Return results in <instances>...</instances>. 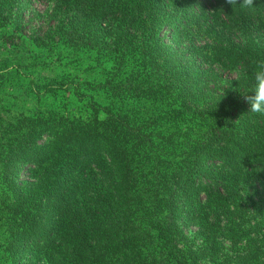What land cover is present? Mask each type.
I'll return each mask as SVG.
<instances>
[{
  "label": "trees",
  "instance_id": "16d2710c",
  "mask_svg": "<svg viewBox=\"0 0 264 264\" xmlns=\"http://www.w3.org/2000/svg\"><path fill=\"white\" fill-rule=\"evenodd\" d=\"M0 1L3 9L12 3ZM46 1L55 23L49 41L95 36L90 49L131 74L114 88L117 104L99 103L93 91L75 111L22 123L6 150L14 165L1 173L12 182L1 186L0 216L8 223L0 262L6 256L11 264H264V200L254 198L258 190L247 176L234 174L226 140L233 137L210 121L218 114V87L235 90L252 77L225 79L220 69L255 58L251 31L262 24L264 0H255V11H234L225 0ZM91 18L107 29L92 28ZM164 27L179 57L165 44ZM154 76L166 82L154 88ZM158 94L167 101L163 112L194 126L186 150L155 149L157 135L145 125L150 116L131 117L133 101ZM256 157L258 170L248 165L246 175H264V154ZM207 163L214 166L202 169ZM22 167L37 176L15 181ZM257 209L262 216L252 236L240 218ZM209 221L223 222L230 230L224 240L236 244L216 247L207 236L209 253L195 249L188 233L198 235Z\"/></svg>",
  "mask_w": 264,
  "mask_h": 264
},
{
  "label": "rangeland",
  "instance_id": "374dc122",
  "mask_svg": "<svg viewBox=\"0 0 264 264\" xmlns=\"http://www.w3.org/2000/svg\"><path fill=\"white\" fill-rule=\"evenodd\" d=\"M1 5L0 1V201L6 195L5 188L1 186L5 187L12 182L8 181L11 178L2 177L1 173L4 168L12 167L13 160L16 159L15 156H7L6 150L14 139L19 138L23 122L27 124L36 118H53L68 111H75L83 102L84 95L93 91L99 93L100 97H95L99 103L117 104L114 88L118 83L129 78L131 74L130 72L122 73L115 61L108 57H101L90 49L95 36L87 39L88 36L85 35L82 41L72 39L63 44L49 41L47 34L53 31L55 24L46 13L52 7L50 1L12 0L11 6L5 9ZM88 9L91 16L94 15L97 10L96 3L92 2L91 8ZM261 21L262 24L251 31V38L256 49L254 55H251L255 58H264V19ZM91 22L95 24L92 28L107 29L105 24H98L94 19ZM88 31L90 29L87 28L86 32ZM163 32L165 44L173 47L175 51L173 56L179 57L182 53L174 46L170 29L164 27ZM52 48L57 51H53ZM247 60L250 61L238 64L234 70L221 68V76L228 79V77H236L239 74H251L252 59L247 58ZM252 81L253 78L250 76L248 81L242 84L237 83L238 88L235 90L229 84L219 86L216 92L218 114L214 120L210 121L221 126V129H226L228 136L233 137L231 139L227 137L226 140L230 142L234 174H239L241 178L247 176L250 184L258 190L254 198L264 200V175L258 171L245 174L250 166L258 170L256 155L259 152L264 154V115L249 112L250 105L242 96L251 90ZM165 82L162 77L154 76L150 86L157 88L160 83ZM82 90L84 94L79 93ZM133 102L137 108L132 112L131 117L134 115L140 118L150 116L145 125L154 129L157 135L153 145L155 149H160L164 154L169 155L173 153L171 150L173 145L186 150L187 145L196 138V130L190 122L176 120L171 114L163 112L167 101L159 97V94L141 97ZM124 103L129 104L128 101ZM200 127L202 129L201 125ZM242 153L248 154V157L242 158ZM208 163L202 169L214 166ZM36 176L35 170L22 167L13 179L24 184L32 181L31 177ZM37 208L43 215V205H38ZM259 209L246 212L240 218L243 228L252 236L254 234L251 231H258L255 223L261 221L262 212ZM223 221L227 222V219L224 218ZM5 223L8 222L2 220L0 216V239L5 238L4 230L7 225ZM16 224L21 228L22 225ZM222 224L223 222L217 224L209 221L200 228L196 236L193 235L195 229L190 231L188 236L195 240V249L205 254L209 253L212 245L207 243V240L202 242V239L207 236L217 241L216 247L220 244L228 248L235 245V240H224L229 236L230 230ZM242 243H238L237 246L242 247ZM223 253L224 251L219 254V257ZM205 262L209 263V259L206 258ZM25 263L23 260L18 264ZM0 264H11V261L5 256Z\"/></svg>",
  "mask_w": 264,
  "mask_h": 264
},
{
  "label": "clouds",
  "instance_id": "9594fccd",
  "mask_svg": "<svg viewBox=\"0 0 264 264\" xmlns=\"http://www.w3.org/2000/svg\"><path fill=\"white\" fill-rule=\"evenodd\" d=\"M232 6L234 11H255V0H225ZM252 87L249 92L242 95L243 99L250 105L249 112L264 115V58H253L251 60Z\"/></svg>",
  "mask_w": 264,
  "mask_h": 264
}]
</instances>
